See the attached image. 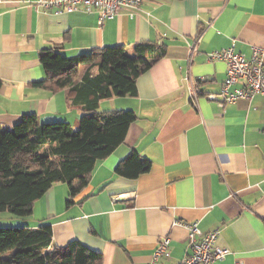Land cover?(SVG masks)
Masks as SVG:
<instances>
[{"label":"crops","instance_id":"1","mask_svg":"<svg viewBox=\"0 0 264 264\" xmlns=\"http://www.w3.org/2000/svg\"><path fill=\"white\" fill-rule=\"evenodd\" d=\"M36 1L0 0L3 129L23 115L71 128L81 118L68 90L35 86L45 78L43 49L59 47L72 58L120 47L134 56L136 45L163 44L165 55L136 79L134 97L99 104V112L135 114L123 143L96 163L74 197L65 184L53 185L23 226L48 225L52 245L78 242L100 254L101 264H147L169 237L170 256L157 264H179L187 232L175 222L197 223L203 234L217 231V246L228 251L215 264H264V96L220 109L210 97L226 66L207 59L227 48L249 59L259 49L264 67V0H142L101 25L96 11L55 16L35 10ZM132 152L149 171L116 175Z\"/></svg>","mask_w":264,"mask_h":264},{"label":"trees","instance_id":"2","mask_svg":"<svg viewBox=\"0 0 264 264\" xmlns=\"http://www.w3.org/2000/svg\"><path fill=\"white\" fill-rule=\"evenodd\" d=\"M59 49L39 51L45 78L35 86L68 90L81 118L71 128L60 122L38 125L35 116L23 115L11 129L0 127V212L21 223L0 228V264H101L100 254L78 242L62 248L52 245L48 225L30 229L23 224L35 202L53 185L63 183L68 197L77 195L87 185L96 163L123 143L135 114L99 112V104L134 97L136 79L165 55L163 44L136 45L134 56L111 47L68 58L57 53ZM149 169L150 163L132 152L116 166L115 173L136 179Z\"/></svg>","mask_w":264,"mask_h":264},{"label":"built area","instance_id":"3","mask_svg":"<svg viewBox=\"0 0 264 264\" xmlns=\"http://www.w3.org/2000/svg\"><path fill=\"white\" fill-rule=\"evenodd\" d=\"M142 0H37L33 7L43 13H52L55 16L74 12L98 14V24L114 18L122 10H136ZM209 62H224L225 79L220 86L217 96L210 97L216 100L220 109L232 105L240 100H251L255 96H264V67L261 62V52L254 49L249 59L234 52L233 48L222 49L207 54ZM198 94L193 89L192 96ZM187 232V253L179 264H215L227 256L228 251L217 246L219 233L213 231L203 234L197 223H176ZM170 238L164 237L157 243L150 261L147 264H157L163 258L170 256Z\"/></svg>","mask_w":264,"mask_h":264},{"label":"rangeland","instance_id":"4","mask_svg":"<svg viewBox=\"0 0 264 264\" xmlns=\"http://www.w3.org/2000/svg\"><path fill=\"white\" fill-rule=\"evenodd\" d=\"M11 219L15 220H19L16 217L11 216V214L6 213V212H0V228L2 229H6L11 227Z\"/></svg>","mask_w":264,"mask_h":264}]
</instances>
